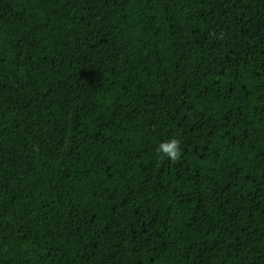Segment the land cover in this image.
Segmentation results:
<instances>
[{
    "label": "trees",
    "instance_id": "16d2710c",
    "mask_svg": "<svg viewBox=\"0 0 264 264\" xmlns=\"http://www.w3.org/2000/svg\"><path fill=\"white\" fill-rule=\"evenodd\" d=\"M0 264H264V0H0Z\"/></svg>",
    "mask_w": 264,
    "mask_h": 264
},
{
    "label": "clouds",
    "instance_id": "9594fccd",
    "mask_svg": "<svg viewBox=\"0 0 264 264\" xmlns=\"http://www.w3.org/2000/svg\"><path fill=\"white\" fill-rule=\"evenodd\" d=\"M157 152L163 153V156H167L172 161H176L180 156V142L176 138L163 142L159 145ZM163 156H161V159H163Z\"/></svg>",
    "mask_w": 264,
    "mask_h": 264
}]
</instances>
